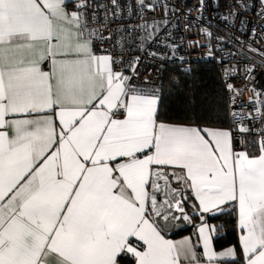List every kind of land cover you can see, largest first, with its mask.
Masks as SVG:
<instances>
[{"label": "snow or ice", "instance_id": "obj_1", "mask_svg": "<svg viewBox=\"0 0 264 264\" xmlns=\"http://www.w3.org/2000/svg\"><path fill=\"white\" fill-rule=\"evenodd\" d=\"M86 7L0 0V201L8 197L0 264H47L51 255L57 264H122L128 254L136 264L235 257V248L214 250L216 229L206 221L201 253L190 240L161 235L151 217L162 214L156 193L169 184L167 166L186 170L202 213L235 209L245 264H264V139L249 155L233 151L230 130L158 122L155 93L130 83L111 55L96 54Z\"/></svg>", "mask_w": 264, "mask_h": 264}, {"label": "built area", "instance_id": "obj_2", "mask_svg": "<svg viewBox=\"0 0 264 264\" xmlns=\"http://www.w3.org/2000/svg\"><path fill=\"white\" fill-rule=\"evenodd\" d=\"M86 5L82 11L96 30V54L111 55L115 70L159 98L169 66L191 72L198 62L214 64L228 98L235 150L258 148L264 139V0H88ZM234 112L248 118L237 123Z\"/></svg>", "mask_w": 264, "mask_h": 264}, {"label": "trees", "instance_id": "obj_3", "mask_svg": "<svg viewBox=\"0 0 264 264\" xmlns=\"http://www.w3.org/2000/svg\"><path fill=\"white\" fill-rule=\"evenodd\" d=\"M218 73L217 67L208 63L198 62L191 72H185L179 65L169 66L159 100L158 122L200 129H228L230 123L228 98ZM254 148L251 150L255 151ZM185 203L186 209L192 211L186 198ZM206 220L216 228L213 243L215 249L221 251L231 247L236 250V259L223 264H244L235 209L226 206L224 212L210 214ZM122 264L135 262L125 257Z\"/></svg>", "mask_w": 264, "mask_h": 264}, {"label": "crops", "instance_id": "obj_4", "mask_svg": "<svg viewBox=\"0 0 264 264\" xmlns=\"http://www.w3.org/2000/svg\"><path fill=\"white\" fill-rule=\"evenodd\" d=\"M77 2H79L81 4H87L88 3V0H77ZM68 10L69 11H74L76 9L74 7H69ZM43 67H44V70H48V63L45 62L44 65H43ZM159 100H160V98L158 97V112H159V107H160V101ZM48 114H51V113H48ZM157 116H158V113H157ZM16 118H28V117H26L25 114H17ZM56 119H57V124H58V117ZM165 124H167V123H165ZM168 125H175V124H168ZM175 126H183V125H175ZM186 127H194V126H186ZM195 128H197V127H195ZM198 129H200V128H198ZM204 129H207V130H210V131L211 130H229V129H213V128H204ZM2 130L3 129H0V131H2ZM57 131H59V126L57 127ZM206 138L207 139H210V137H207V136H206ZM233 145L234 144L232 142L233 151L234 152H240L238 150H235V148H234ZM253 148H254L255 151H253V150L248 151L249 155H258L259 154V149L257 148V146H253L251 149H253ZM165 169L168 171L167 173L170 174V177H171V180L173 182V185H175V186H177L179 188H182L184 190L183 197H184V199L186 198V200H188V203L190 205V208L192 209V211H189L188 209L187 210H188L189 214L193 218V221H194L193 228L199 230L201 224L204 221L207 222L206 218L208 217V215L213 214V213H202V211L200 209V206H199V200L195 197L194 190L191 189L188 186V183H185L184 182L183 177H185V175H186V170H181V169L176 168V167H173V166H167V167H165ZM149 190L151 191V189H149ZM10 195L11 194H9V196ZM7 199H8V197H5V201H0V204L6 203L7 202ZM151 221L152 222L154 221L153 220V216L151 217ZM238 231H240V236H241V229L239 228ZM197 233H198V231H197ZM161 235H163V234H161ZM215 235H216V232L212 233V243H214ZM163 236H164V238L166 240H169V241L173 242L174 244H180L182 241L190 240L193 243V245H195V249H196L197 253H201L203 251V241L199 237L198 234L195 236L191 232H185V233L179 234V235H177L175 237H166L165 235H163ZM137 243L142 244V242H139V241ZM239 243H240L241 248H242L241 241ZM213 248H214V250L217 253L226 250V249H223L221 251H217L215 249V245L214 244H213ZM127 258L134 260V262L136 264L135 257H133L131 254H128ZM206 259H207L206 257H203V260H206ZM235 259H236V256L235 257H223V258L217 259L214 262V264H223V262H227V261L230 262V261H234ZM243 259H244L243 260V263L245 264V258H244V256H243ZM47 264H57V258H56V256L51 255V256L47 257ZM181 264H188V261L184 260L183 257H181Z\"/></svg>", "mask_w": 264, "mask_h": 264}, {"label": "water", "instance_id": "obj_5", "mask_svg": "<svg viewBox=\"0 0 264 264\" xmlns=\"http://www.w3.org/2000/svg\"><path fill=\"white\" fill-rule=\"evenodd\" d=\"M164 171H168L164 168ZM168 174L169 184L165 189H162L160 192H157V201L158 205L162 206L161 216H156L153 214V222L158 225V229L161 231V234L166 237H175L179 234L188 232L194 226V221L192 216L189 214L186 209L185 199L183 197L184 190L173 185L170 174ZM160 183L163 185L164 181L161 180ZM173 190H176L173 192ZM172 192L174 198H169L165 195V192ZM165 200H169L172 203V207L169 209L167 205L164 204ZM179 202L180 207L176 206V202ZM182 209V210H181ZM167 215L168 219H163V216Z\"/></svg>", "mask_w": 264, "mask_h": 264}]
</instances>
